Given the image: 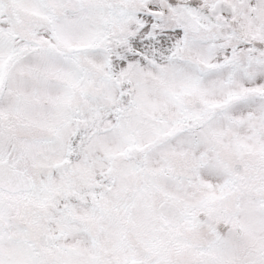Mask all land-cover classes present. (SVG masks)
Here are the masks:
<instances>
[{
  "label": "snow or ice",
  "instance_id": "snow-or-ice-1",
  "mask_svg": "<svg viewBox=\"0 0 264 264\" xmlns=\"http://www.w3.org/2000/svg\"><path fill=\"white\" fill-rule=\"evenodd\" d=\"M0 264H264V0H0Z\"/></svg>",
  "mask_w": 264,
  "mask_h": 264
}]
</instances>
